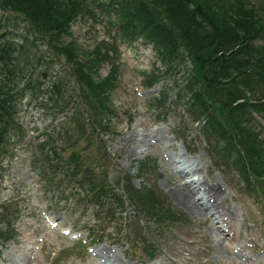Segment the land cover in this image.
Returning a JSON list of instances; mask_svg holds the SVG:
<instances>
[{
  "label": "rangeland",
  "instance_id": "rangeland-1",
  "mask_svg": "<svg viewBox=\"0 0 264 264\" xmlns=\"http://www.w3.org/2000/svg\"><path fill=\"white\" fill-rule=\"evenodd\" d=\"M242 1L246 6L236 12L241 13L236 19L244 27L264 0ZM9 17L18 29L37 35L20 15L1 8L0 33ZM111 17L98 13L76 18L65 42L75 39L81 54L89 56L92 47L117 35ZM36 41L40 58L35 56L25 67L20 63L18 127L0 155V231L8 228L15 234L9 241L0 237V264H113L109 258L120 264H264V194L256 196L237 172L215 164L220 160L209 149L213 142L202 133L203 123L188 111L187 94L178 96V85L183 86L191 68L187 59L171 71L142 40L117 36V51L111 54L118 80L108 92L112 118L106 119L109 129L101 131L89 122L65 57L53 54L43 40ZM110 68L108 62L101 65L97 81L104 80ZM75 115H83L82 130L74 126ZM252 126L264 138V117L256 115ZM69 138H79L76 146ZM71 155L87 175L99 176L104 169L109 185L116 187L127 176L136 188L149 184L168 208L182 215L179 222L160 228L147 218L136 220L126 201L125 211L118 209L114 218L98 222L110 224L114 237L93 242L90 227L98 224L97 207L83 197L93 192L75 186L62 171L68 169L64 163ZM141 163L151 169L139 175ZM52 178L54 185L49 184ZM207 190H212V200ZM231 211L230 225L223 213ZM136 226L155 238L156 259L142 257L137 244L130 242L136 238Z\"/></svg>",
  "mask_w": 264,
  "mask_h": 264
},
{
  "label": "trees",
  "instance_id": "trees-1",
  "mask_svg": "<svg viewBox=\"0 0 264 264\" xmlns=\"http://www.w3.org/2000/svg\"><path fill=\"white\" fill-rule=\"evenodd\" d=\"M244 4L242 0H0L1 9L20 15L28 28L40 35L39 38L30 31L18 29L11 17L1 28L0 155L10 132L18 127L20 63L25 67L28 61L34 63L36 57L40 58L36 40L40 44L43 40V45L52 48L57 57H65L89 122L106 131L109 129L106 119L112 118L109 113L113 112L108 92L116 87L118 80L114 74L117 61L111 54L117 51V36L129 42L142 38L153 46L156 58L165 69L173 71L184 58L189 61L191 68L183 86L178 85V96L187 94L188 111L196 122L203 123L202 133L213 142L209 149L220 160L215 164L222 170L237 172L248 189L261 196L264 194V138L252 123L256 115L264 117V7L259 13L255 11L254 18L241 27L236 19L241 13L236 12L243 10ZM98 13L115 16L109 22L118 27L117 35L111 42L104 40L92 47L89 56L82 55L76 40L65 42V37L76 18L85 14L98 16ZM107 62L111 64L109 73L104 80L97 81L100 66ZM162 102H165L164 95ZM81 118L83 115H75L73 120L78 130L84 124ZM78 139L68 141L74 147ZM64 164L68 166L62 170L66 179L93 192L91 197H83L97 207L96 223L102 218H114L118 209L125 211L126 201L135 212L134 219L147 218L160 228L177 224L182 216L168 208L149 184L142 183L136 188L127 176L118 180L116 187L109 185L104 169L99 176L87 175L82 172L81 161L75 162L74 155ZM150 169L141 163L139 175L142 170ZM51 172L58 174L53 169ZM49 184L56 182L52 178ZM77 200L81 203L82 196ZM108 226L111 225L98 223L90 227L92 241H99L105 235L114 237ZM128 227H131L129 223L125 225V235L129 233ZM143 229L136 226V238L130 242L137 244L142 257L154 259L159 254L158 246L155 238L148 237ZM9 232L8 228L1 230L0 237L11 240L15 234Z\"/></svg>",
  "mask_w": 264,
  "mask_h": 264
},
{
  "label": "bare ground",
  "instance_id": "bare-ground-1",
  "mask_svg": "<svg viewBox=\"0 0 264 264\" xmlns=\"http://www.w3.org/2000/svg\"><path fill=\"white\" fill-rule=\"evenodd\" d=\"M151 136V135H150ZM157 136V135H156ZM124 139V138H123ZM119 143V142H118ZM141 143V142H140ZM124 145V144H123ZM128 145V144H127ZM201 163H202V161H201ZM204 183V182H203ZM198 184V183H197ZM193 186V185H192ZM199 186H201V183L199 184ZM209 186V185H208ZM202 187V186H201ZM218 188V187H217ZM204 189H205V187H204ZM207 189V188H206ZM209 189V188H208ZM188 190H189V188H188ZM188 192V191H187ZM190 192V191H189ZM205 192H206V190H205ZM207 193H208V196H209V198H210V200H212V198L211 197H213L214 195H213V193H212V190H207ZM221 197V196H220ZM215 198H213V200H214ZM222 200V199H221ZM224 200V199H223ZM190 201V200H189ZM194 202V201H193ZM192 202V204H193V207H196V205L194 204ZM215 202H217V201H215ZM196 203V202H195ZM217 207H219V206H217ZM220 211V210H219ZM234 218V212L233 211H231V212H229V213H223V219H225V221L227 222V224H230L231 223V221H232V219ZM219 219V218H218ZM231 225V224H230ZM229 225V226H230ZM232 225H233V223H232ZM232 227V226H231ZM229 228V227H228ZM231 229V228H230ZM106 251V250H105ZM102 254H103V256L104 257H106V254L104 253V252H101ZM109 260H113V264H120V263H118L117 261H116V259H111V258H109ZM261 260V259H260ZM264 260V259H263ZM259 261V260H258ZM264 262V261H263ZM121 264H123V263H121ZM125 264H127V263H125Z\"/></svg>",
  "mask_w": 264,
  "mask_h": 264
}]
</instances>
